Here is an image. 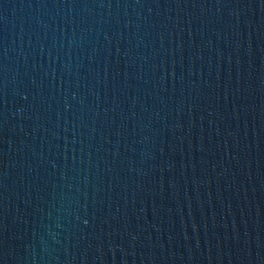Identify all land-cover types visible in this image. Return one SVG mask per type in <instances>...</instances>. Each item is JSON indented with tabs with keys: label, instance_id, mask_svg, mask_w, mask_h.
Here are the masks:
<instances>
[{
	"label": "water",
	"instance_id": "obj_1",
	"mask_svg": "<svg viewBox=\"0 0 264 264\" xmlns=\"http://www.w3.org/2000/svg\"><path fill=\"white\" fill-rule=\"evenodd\" d=\"M75 3L0 0V264H59V160Z\"/></svg>",
	"mask_w": 264,
	"mask_h": 264
}]
</instances>
